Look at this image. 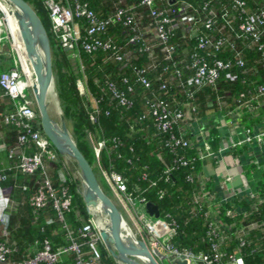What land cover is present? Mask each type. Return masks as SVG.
I'll return each instance as SVG.
<instances>
[{
  "label": "built area",
  "instance_id": "2783aa9c",
  "mask_svg": "<svg viewBox=\"0 0 264 264\" xmlns=\"http://www.w3.org/2000/svg\"><path fill=\"white\" fill-rule=\"evenodd\" d=\"M46 1L53 35L61 48L79 59L82 70L85 68L82 53L89 56L103 53V66L112 64L119 68L116 80L111 79L109 73L110 77L104 75L99 97H94L88 90L93 100L89 110L91 122L97 123L101 113L110 116V107L119 111L133 110L136 98L141 94L142 112L133 121L127 119L126 123L133 132L135 127H139L147 143L157 144L151 155L163 167L162 176L156 181L145 172L148 167L144 166L140 181L146 182L150 190L156 189L158 200L166 195L165 189L158 183L170 184L173 175L181 170L186 172V182L195 186L188 216L202 219L207 227L209 244L208 251L196 254L171 244L177 235L178 224L169 214L163 216L160 211L158 218L149 215L146 206L154 202L144 195L140 196V187L130 186L129 179L116 172L112 165L110 168L101 165L103 154L107 153L108 156L114 155L113 159L125 158L126 163L136 168L140 158L134 153V148H130L132 155L125 157L120 150L124 146L120 139L97 140L94 152L102 175L122 204H127L135 213L138 224L147 230L152 249L157 253L161 250L169 264L173 260L186 261L187 264H244L240 256L226 252L223 244L231 241L236 234L240 238V247L244 248L254 229L262 228L264 231V221L247 223L244 219L249 211L259 212V207L264 204V186L260 191L263 199L257 202L252 198L254 201L249 204L250 210H246L248 207L243 210L238 208L243 202L247 203L239 198L236 204L220 205L218 221H214L211 212L213 194L201 166L205 157L195 152L192 133L193 123L201 112L198 100H201L205 90L217 92L220 81L235 83L250 76L264 80V0H195L201 2L199 5L183 0H139L132 5L126 4L127 0H112V11L103 16L92 11L84 0ZM200 5L206 13L199 10ZM145 15L148 22H144ZM2 26L3 19L0 18V32ZM110 26L121 28L117 38L109 34ZM204 30L209 33L204 34ZM175 38L195 43L194 46L178 49L173 44ZM158 51L161 55L156 56ZM245 51L256 56L259 71L252 66ZM220 54L224 57H219ZM143 57L145 61L140 62ZM28 87L32 88V85L20 69L11 67L0 72V102L6 100L13 106L11 112L4 114L3 120L6 125L17 129L16 145H1L0 151H6L9 159L17 157L18 173L30 177L35 191L30 200L32 205L42 208L52 204L59 223L67 230L65 240L69 244L55 250L50 239L46 238L36 241L27 257H19L14 242L7 244L0 240V264H59L71 255H74V264H96L102 256L100 246L104 244L100 231L103 229L94 218L82 225L77 234L65 223V213L71 210L72 197L63 184L67 180L61 171L59 187L49 175L48 159L54 161L56 152L38 125L37 112L25 95ZM263 97L264 84L240 94L231 115L241 118L244 113L254 112ZM227 99L229 97H217L215 101L203 95L208 108L216 103L224 106L228 103ZM103 102L109 106L104 111L100 107ZM246 137L244 141L234 142L233 146L263 140L262 135L250 130H247ZM28 144L35 145L38 152L26 155L23 149ZM39 174L41 180H35ZM5 178L0 170V181ZM24 190L31 188L25 186ZM10 196L9 189L0 187V224L6 221L12 205ZM223 219L233 221L229 223L232 230L230 236L221 224ZM2 236L9 237L10 232L5 229Z\"/></svg>",
  "mask_w": 264,
  "mask_h": 264
},
{
  "label": "trees",
  "instance_id": "16d2710c",
  "mask_svg": "<svg viewBox=\"0 0 264 264\" xmlns=\"http://www.w3.org/2000/svg\"><path fill=\"white\" fill-rule=\"evenodd\" d=\"M28 3L33 5V8L40 17L46 31L48 33L51 49L54 51L55 46L62 53L65 52L63 48L57 45L55 42V37L52 33V24L49 17V12L47 9L42 6L43 4L40 1H36L35 4L31 0H25ZM89 3L90 9L97 13L99 16L107 15L112 11L114 7V2L112 0H84ZM182 1V0H178ZM183 1H193L194 4L199 5L201 2L195 0H183ZM139 0H127L126 4L132 5L137 4ZM42 5H41V4ZM125 3V2H124ZM124 3L122 4L124 6ZM199 10L202 13H206L203 8L200 6ZM220 7V6H219ZM2 14L0 12V18ZM149 19L145 15L144 22H148ZM121 28L118 27H109V34L114 35L116 38L119 36ZM207 30H204V34H208ZM174 45L181 49L182 47L194 46V41H179L178 38H175ZM246 57L251 61L253 67L256 71H259L260 68L257 66L255 60L256 56L250 52L245 51ZM161 55L158 51L157 55ZM161 57V56H160ZM159 57V58H160ZM219 57H224L223 54H220ZM104 58L103 53H99L95 56H89L85 53L81 54L82 63L84 65V78H86L89 85L90 92L94 97H99L101 95L100 86L103 84L104 75H109L111 79L116 80L115 74L119 68L115 65H106L103 66L102 60ZM145 57L141 59L140 62L145 61ZM116 70V71H115ZM58 91L59 97L63 102L64 113L67 118L72 117L77 121L75 128L85 131L89 129L92 133L99 139L111 140L114 138L120 139L124 146L120 149L121 153L125 157H130L132 155L130 148H134V153L140 158V162L137 163V167L133 168L131 165L126 163L125 158L116 159L114 155H109L107 153L103 154L102 161L106 168H110L112 165L116 172L126 176L130 181V186L138 185L140 187V196L144 195L152 202L156 203L163 216L169 214L172 219H174L177 224V235L172 240L171 244L179 248H187L193 253H199L200 251H208L209 244L207 241V227L203 223L201 218H189L188 211L191 209V202L193 197V189L195 186L186 182L185 180V171L181 170L178 173L173 175V180L170 184H165L163 182L158 183L159 187L162 186L165 189L166 195L162 200H158L156 196V189L150 190L146 182H142L141 174L144 172L142 169L144 166H147L148 169L145 171L150 174L151 179L158 181L160 176H162L161 169L162 163L154 156L151 155L153 149L157 148L156 143H147L142 134L139 132V127H135V130L130 128L129 124L126 123L127 119L133 121L134 118L142 112L143 110V98L140 94V97L136 98V104L133 110L131 111H119L110 107L111 114L106 116L104 113H101L98 116L97 123L93 124L90 120L89 110L83 102V95L79 93L77 84L75 81L69 82L65 80V76H62V73L58 71ZM260 84H264V80H258L254 76L248 77L245 81L243 78H240L239 81L231 83L228 81H220L219 89L217 92L211 89H207L202 93L205 96L211 97L215 100L217 97H229V101L235 102L240 94L247 93L250 90H255ZM201 95L200 99H203ZM216 98H213V97ZM216 101V100H215ZM81 102V104H80ZM204 102H206L204 100ZM203 102V105H204ZM198 103L201 104V101L198 100ZM0 106L3 107V104L0 103ZM101 109L107 110L109 106L107 103L103 102L101 104ZM204 109V107H203ZM13 106H8V109L3 112L2 123L11 130L17 132L15 126H8L3 120L4 114L11 112ZM40 126V124H38ZM17 143V139H16ZM80 151L84 154L87 160L92 165L90 160L89 149L86 142H76ZM16 145V144H14ZM54 149V148H53ZM24 152L26 155H32L38 152V149L33 144H28L24 147ZM56 152V151H55ZM57 155H59L56 152ZM168 154V153H167ZM6 158L11 162V167L7 170H2V173L6 178L0 181V187L9 189L11 191V207L8 212L12 214L11 219L8 221L7 230L13 231L12 238L2 236L3 231L0 230V240L6 242L7 244L15 243L17 245L16 255L19 257H27L30 253V249L33 247L36 241H43L46 238L50 239L54 249L56 250L59 246L68 245V241L65 240L67 230L64 228V225L59 223L57 213L53 210L52 204L48 203L45 207L33 206L31 203V198L35 194L33 190V183L30 177H26L18 173L16 168L17 157L9 159L8 155L5 154ZM132 158V157H131ZM48 172L51 178L53 179L54 184L59 187L61 182L59 179V168L54 165V162L48 159ZM42 176L39 174L35 180L40 181ZM64 186L68 189V192L71 197L77 195L74 183L66 182L63 183ZM30 187L31 190H24V187ZM82 198L76 197L72 203L71 210L65 213V223L68 228L72 230L73 233L77 234L78 229L82 226L76 208H79L82 212V215L87 218L86 212L84 211V204ZM253 203H248L244 206L246 210H250L249 207ZM244 208V207H243ZM244 219L247 223L254 221H264V204L259 207V212L249 211ZM20 222V225L18 224ZM224 223L231 224L232 220H224ZM22 225V226H21ZM18 226H21L20 229H17ZM1 227V224H0ZM251 238L249 243L244 247H240V238L233 235V239L223 244V249L233 255L240 256L244 264H264V231L263 229H254L251 232ZM102 256L96 260V264H114L113 258L109 255L108 251L102 246L101 249ZM69 263L74 264V255H71L68 259ZM65 260H63L64 263Z\"/></svg>",
  "mask_w": 264,
  "mask_h": 264
},
{
  "label": "crops",
  "instance_id": "0c3cea01",
  "mask_svg": "<svg viewBox=\"0 0 264 264\" xmlns=\"http://www.w3.org/2000/svg\"><path fill=\"white\" fill-rule=\"evenodd\" d=\"M4 55L1 53L0 47V72L9 70L14 60L13 53L10 55L12 57L10 61ZM200 101L201 112L198 120L193 123L192 140L195 152L205 157L201 166L209 180L208 186L213 194L211 200L213 220L218 221L217 214L220 205L236 204V200L239 198L247 203H251L254 199L261 202L263 199L260 191L264 186V97L254 112L244 113L241 118L231 115L235 104L234 102L230 103L229 99L224 106H219L216 103L210 108L207 107L203 99ZM0 103L3 104V107L0 106V146L12 147L16 144V132L3 125L1 120L3 112L11 105L6 100ZM247 130L256 135H262L263 140L261 142L254 140L252 143L234 147V142L244 141L247 138ZM5 154L6 151H0V168L8 170L11 167V162ZM57 156L61 157L62 155ZM249 167L251 168L248 171ZM248 172L251 173L250 178L247 176ZM228 179L232 181H227ZM241 206L245 207L244 202ZM242 207L238 208L245 209ZM18 224L20 225V222ZM221 224H223L226 234L230 236L231 226L224 222ZM20 228L21 226H18L17 229ZM9 232L12 238L13 231L9 230ZM113 261L114 264L120 263L114 258ZM68 263L69 261L65 260L61 264Z\"/></svg>",
  "mask_w": 264,
  "mask_h": 264
},
{
  "label": "water",
  "instance_id": "95a60500",
  "mask_svg": "<svg viewBox=\"0 0 264 264\" xmlns=\"http://www.w3.org/2000/svg\"><path fill=\"white\" fill-rule=\"evenodd\" d=\"M14 9L13 15L17 21L20 44L25 53V59L31 65L33 74L32 88L39 113L40 128L54 150L62 156L75 161L82 175L87 191V205L96 206V200L106 208L109 219L107 230H101L100 236L109 254L122 264H137V256H145L147 264H160L153 256L148 246L142 241L127 244L122 238L121 222L124 221L120 209L101 188L93 166L78 148L76 142L66 129L59 127L52 119L48 108V96L54 87L51 44L46 28L33 6L25 0H5ZM93 196V197H92ZM146 210L149 215L158 218L160 210L154 203H148ZM172 264H187L186 261L173 260Z\"/></svg>",
  "mask_w": 264,
  "mask_h": 264
},
{
  "label": "rangeland",
  "instance_id": "374dc122",
  "mask_svg": "<svg viewBox=\"0 0 264 264\" xmlns=\"http://www.w3.org/2000/svg\"><path fill=\"white\" fill-rule=\"evenodd\" d=\"M37 0H31L33 4L36 3ZM40 1L41 5L46 6V0H38ZM37 1V2H38ZM32 5V4H31ZM33 6V5H32ZM46 9V8H45ZM0 12L2 14L1 19H3V26H2V31L1 33V53L5 54V57H8V60L10 61L12 57L10 55L13 53L14 54V60L12 63V67H16L20 69L23 72V75L28 81L30 85H32V81L34 80L33 77L30 75V71L28 69V60L25 59V53L21 47L20 44V38H19V32L18 30L13 26L12 22L10 21L9 17L3 12V10L0 8ZM55 37V36H54ZM55 42L57 39H54ZM57 45L60 46L59 42H57ZM61 47V46H60ZM52 52V66H53V73H54V92L48 96V108L50 115L53 119V121L59 126L62 127L65 125L66 129L72 136L73 140L75 142L80 141V142H86L87 147L89 149V154H90V160L92 162V166L94 168V171L96 173V176L98 178V181L100 183L101 188L104 190V192L113 200L116 205L121 210V213L124 218V222L132 232L133 236L137 239V241H142L144 242L151 253L153 254L154 258L160 263V264H169V262L165 261V258L163 256L162 251L158 250V253L156 250H153V246L151 245V242L148 237V232L146 229L141 227L138 222L136 221V215L135 213L129 209L128 205L125 203L122 204L119 196L113 191L109 183L106 181L107 179L102 175L101 170H100V162L97 161L94 148L96 146L97 138L92 131L89 129L82 131L79 130L78 128H75L76 120L75 118L69 117L67 118L64 113V106L63 102L59 97V91H58V71L62 73V76H65V80H69V82L75 81L79 90V93L83 95V102L87 106V109L90 110L92 108V103L93 100H91L90 97V87L87 83L86 78H84V71L81 68L80 61L77 57L73 56L72 52H67L65 51L64 53L61 52L55 46L54 51L51 50ZM32 78V79H31ZM73 80V81H72ZM85 81V83H84ZM89 90V91H88ZM26 97L28 100L31 101L33 104L37 115H38V122H39V113L37 110L34 94H33V89L31 87H28V89L25 92ZM81 104V102H80ZM61 114V116H60ZM63 119V120H62ZM54 150V149H53ZM55 151V150H54ZM55 160L54 165L58 166L59 171L62 172L64 175V178L67 180V182L74 183V187L76 190L77 195L72 197V203L78 197L79 199L82 198V202L84 204V211L86 212L87 218H85L82 215V212L80 211L79 208H76V212L78 214V218L81 221V224L84 225L86 224L91 218H94L97 223L103 221V216L99 215V212L97 210L92 211L91 207H89L86 203L85 197L87 195L86 188L84 186V181L82 178V175L79 171V168L77 164L75 163L74 160L67 156H57L54 154ZM65 157V158H64ZM103 165V161L101 163ZM251 167L247 168L249 171ZM248 178L251 177V173L248 172L247 174ZM123 199V198H121ZM106 214H104L105 216ZM12 214L8 212L6 215V221L1 224L0 230L7 229V223L11 219ZM108 216H105V219ZM99 225V224H98ZM22 226V225H21ZM104 249H106L105 246H103ZM102 249V246H100V250ZM107 250V249H106ZM137 264H145L141 260H136ZM115 264H122V263H115Z\"/></svg>",
  "mask_w": 264,
  "mask_h": 264
},
{
  "label": "bare ground",
  "instance_id": "6f19581e",
  "mask_svg": "<svg viewBox=\"0 0 264 264\" xmlns=\"http://www.w3.org/2000/svg\"><path fill=\"white\" fill-rule=\"evenodd\" d=\"M0 8L3 10V12L9 17L10 21L12 22L13 26L18 30V25H17V21L14 18L13 12L14 9H12V6L10 5V3H8L5 0H0ZM23 49V48H22ZM29 63V62H28ZM28 69L30 71V75L32 76L33 71L31 68V65L29 66L28 64ZM32 79V78H31ZM54 92V88L52 87L50 90V94H52ZM61 116V114H60ZM63 120V119H62ZM65 158V157H64ZM93 197V196H92ZM96 200V206H90L91 210H97V212H99V215L103 216V221L100 220L99 222V227L100 229H108V225H109V220L108 217L105 219V215L106 214V208L99 202L97 201V199L95 197H93ZM108 224V225H107ZM121 228H122V238L124 239V242H127V244H136V240L135 237L133 236L132 232L130 231V229L128 228V226L126 225V223L124 221L121 222ZM136 260H141L142 262H144L145 264H147V258L145 256H137L135 259Z\"/></svg>",
  "mask_w": 264,
  "mask_h": 264
}]
</instances>
